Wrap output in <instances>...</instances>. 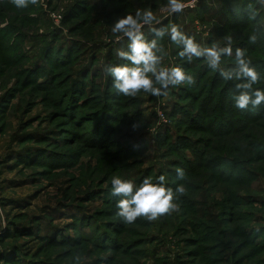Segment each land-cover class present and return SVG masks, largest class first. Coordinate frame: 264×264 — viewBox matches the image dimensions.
Masks as SVG:
<instances>
[{
    "label": "rangeland",
    "instance_id": "obj_1",
    "mask_svg": "<svg viewBox=\"0 0 264 264\" xmlns=\"http://www.w3.org/2000/svg\"><path fill=\"white\" fill-rule=\"evenodd\" d=\"M183 2L173 15L167 0H0V264H264V106L237 110L233 83L181 60L167 37L164 63L195 86L125 97L102 70L127 50L113 21L150 7L158 27L178 24L205 46L232 36L264 77L255 0ZM161 174L185 186L179 211L124 223L111 178Z\"/></svg>",
    "mask_w": 264,
    "mask_h": 264
},
{
    "label": "clouds",
    "instance_id": "obj_2",
    "mask_svg": "<svg viewBox=\"0 0 264 264\" xmlns=\"http://www.w3.org/2000/svg\"><path fill=\"white\" fill-rule=\"evenodd\" d=\"M18 9L29 4L37 5L39 0H10ZM259 5V7H257ZM186 5L183 0H167L165 8L173 15L183 12ZM249 20L259 26L258 17L264 10V0H255L247 6ZM158 20L153 10L137 8L134 14L118 16L112 23L111 32L117 36L116 43L123 45L126 39L127 50L123 46L115 49V55L120 64H105L103 72L112 78V87L116 93L125 97H135L138 93L150 94L155 97L168 96L172 88L184 85L188 87L197 84L196 76L189 74L179 64L166 65L164 39L176 45L181 60L192 63L202 60L207 68L219 75L222 80L233 83L235 94L232 95L234 107L246 112L249 106L258 109L264 106V88L257 87L264 77L247 56V50L236 47L233 52V37H224V45L213 42L209 46L197 42L195 35H189L175 23L165 26ZM148 27L154 38L148 39L144 28ZM249 43H256L255 35L249 36ZM226 58L232 64L222 66ZM137 125H133L136 128ZM178 180L185 179L182 168H176ZM184 184H178L175 189L168 186L166 174L153 178L145 177L137 184L133 179L118 176L111 178L110 195L119 197L116 207L117 215L124 223H134L144 217L148 221H156L162 216L179 211L175 202L185 194Z\"/></svg>",
    "mask_w": 264,
    "mask_h": 264
},
{
    "label": "trees",
    "instance_id": "obj_3",
    "mask_svg": "<svg viewBox=\"0 0 264 264\" xmlns=\"http://www.w3.org/2000/svg\"><path fill=\"white\" fill-rule=\"evenodd\" d=\"M254 1V0H253ZM245 4L243 3V1H241V6H240V11L241 10H244V6ZM226 10H228V11H225V13L227 14V16H232V17H234V15L235 14H233L234 13V11L233 10H230V9H227L226 8ZM230 10V11H229ZM242 14H243V12H242ZM259 27V26H258ZM261 27H259V29H260ZM261 30V29H260ZM259 30V31H260ZM263 33V32H262ZM261 34V33H260ZM263 39H264V33H263ZM231 109H229V111H230ZM225 116L227 117V114H225ZM220 119H222V117H219ZM193 151V150H192Z\"/></svg>",
    "mask_w": 264,
    "mask_h": 264
}]
</instances>
